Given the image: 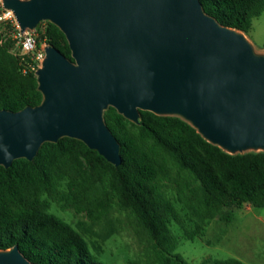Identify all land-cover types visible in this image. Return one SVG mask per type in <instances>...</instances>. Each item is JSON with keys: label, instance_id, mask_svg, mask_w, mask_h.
Returning a JSON list of instances; mask_svg holds the SVG:
<instances>
[{"label": "water", "instance_id": "95a60500", "mask_svg": "<svg viewBox=\"0 0 264 264\" xmlns=\"http://www.w3.org/2000/svg\"><path fill=\"white\" fill-rule=\"evenodd\" d=\"M21 32L43 21L65 34L69 58L48 43L37 71L43 101L0 109V165L34 160L45 142L83 141L112 164L121 144L109 107L139 123L141 110L178 116L231 154L264 151V53L222 25L201 0H3ZM0 264H38L18 245Z\"/></svg>", "mask_w": 264, "mask_h": 264}, {"label": "trees", "instance_id": "16d2710c", "mask_svg": "<svg viewBox=\"0 0 264 264\" xmlns=\"http://www.w3.org/2000/svg\"><path fill=\"white\" fill-rule=\"evenodd\" d=\"M201 1L219 23L245 33L264 12V0ZM45 23L40 39L72 58L62 30ZM14 43L11 30H0V109L19 111L41 104L43 94L37 76L23 72L26 62L12 52ZM140 112L135 123L114 107L105 111L106 123L121 144L119 166L71 137L45 142L34 160L19 158L10 168L0 165V249L18 245L38 264H105L76 228L50 212L57 202L97 218L111 206L107 195L95 194L98 184L135 213L154 241L160 264H190L173 252L177 240L172 224L184 221L182 211L195 223V231L186 235L193 239L220 214L229 222L233 208L264 206V151L231 154L178 116ZM201 264L242 263L229 258Z\"/></svg>", "mask_w": 264, "mask_h": 264}, {"label": "rangeland", "instance_id": "374dc122", "mask_svg": "<svg viewBox=\"0 0 264 264\" xmlns=\"http://www.w3.org/2000/svg\"><path fill=\"white\" fill-rule=\"evenodd\" d=\"M246 35L256 50L264 53V12L252 20ZM164 192L173 196L170 189H164ZM95 194L107 195L111 202L109 209L100 211L95 219L85 212L64 209L57 202H52L50 212L76 228L86 238L91 251L105 264H126L130 260L137 264H160L154 241L135 213L122 207L104 184L95 187ZM182 214L184 221L172 224L177 240L173 252L181 254L190 264H201L205 259L229 258L242 264H264V206L245 204L242 208H233L229 222L220 214L193 239L186 235L195 231V223L188 220L185 211Z\"/></svg>", "mask_w": 264, "mask_h": 264}, {"label": "built area", "instance_id": "2783aa9c", "mask_svg": "<svg viewBox=\"0 0 264 264\" xmlns=\"http://www.w3.org/2000/svg\"><path fill=\"white\" fill-rule=\"evenodd\" d=\"M0 30H11L15 41L12 52L22 62H26L23 72H31L37 76V71L46 56L45 47L49 43L46 38L39 37L40 31L46 30L45 21L41 22L37 28L28 29L22 33L13 11L4 7L3 0H0Z\"/></svg>", "mask_w": 264, "mask_h": 264}]
</instances>
